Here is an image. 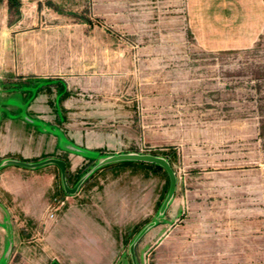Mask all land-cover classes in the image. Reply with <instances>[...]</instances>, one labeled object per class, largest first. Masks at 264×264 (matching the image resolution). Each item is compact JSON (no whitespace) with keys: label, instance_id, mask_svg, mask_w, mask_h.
I'll return each mask as SVG.
<instances>
[{"label":"rangeland","instance_id":"rangeland-1","mask_svg":"<svg viewBox=\"0 0 264 264\" xmlns=\"http://www.w3.org/2000/svg\"><path fill=\"white\" fill-rule=\"evenodd\" d=\"M11 1L9 25L21 19L20 9L27 18L11 32L0 27V107L32 102L52 81H25L10 72L17 37L30 43L67 33L74 40L64 42L75 45L74 57L83 66L95 64L99 48L93 44L105 38L107 61L118 64L120 74L117 80L107 79L106 86L107 102L118 104V113H106L109 118L118 115L117 122L108 121L118 125L119 137L118 153L79 160L55 148L50 127L43 125L39 136L22 122L2 120L0 264H51L62 257L57 254L59 239L49 233L79 228L118 235L111 241L118 245L113 257L119 264H264V19L247 24V49L211 53L199 48L192 32L179 41L167 30L162 18L172 15H162L165 0H110L114 4L106 14L84 8V0ZM79 24L88 27L81 32ZM247 25L234 24L233 29ZM44 48L36 51L46 53ZM88 58L90 64L82 62ZM92 70L69 75L76 78L77 103L99 96L101 81L83 79ZM46 109L40 114L45 122L52 115ZM22 134L28 140L14 152ZM124 154L163 157L171 165L177 188L165 211L168 172L135 159L103 163ZM52 156L70 163L65 178L57 164L27 168L17 163L37 164ZM77 162L80 170L75 171ZM66 185L80 187L69 194ZM92 185L102 190L93 191ZM109 185L118 190L105 194ZM65 202L92 211L89 223H70L72 216L62 210ZM57 220L62 221L59 226ZM151 223L155 225L136 243L133 259L130 247ZM86 241L93 246L99 240Z\"/></svg>","mask_w":264,"mask_h":264},{"label":"crops","instance_id":"crops-1","mask_svg":"<svg viewBox=\"0 0 264 264\" xmlns=\"http://www.w3.org/2000/svg\"><path fill=\"white\" fill-rule=\"evenodd\" d=\"M108 1L110 0H84V8L86 7L89 9L93 7L94 9L96 8L100 14H106L109 7L114 4H110ZM12 2L15 1L0 0V27L3 32L5 30L11 32L12 27L22 24L23 20L27 18V13L24 12V9H20V12H22L21 19H19L16 24L12 23L9 25L8 16L11 6L10 3ZM160 2L163 3L164 0H160ZM165 4L166 5L162 8V15L169 14L173 16H168L166 19L162 18L163 23L168 26L167 30L173 32V36L178 38L179 41L183 40L187 31L192 32L199 48L202 51H210L211 53L225 52L233 50L235 47L239 50L247 49L251 42L248 33H246L249 31V26L247 24H252L254 19H256L257 22L260 19H264L263 0H165ZM134 14L137 16L140 15V12L136 11ZM142 20L139 18L136 19L137 22ZM234 24L247 26L239 28L234 27L233 29ZM79 25L81 27L80 30H82L81 32H83V28H85L84 26L86 25ZM137 26L140 25L137 24ZM138 28L136 29L138 30ZM234 30L240 34L236 33L233 35L232 32H234ZM17 38V54L14 61L15 63L13 64L14 67L10 72L25 81L28 77H31V79L52 81L48 82V84L45 83L46 87H42L38 90L32 102L27 104L16 103L9 109H6L5 105L1 106L0 126L3 119H7L13 123L14 121H19L24 124L25 129L31 128V130H34L39 136L43 133L41 129L43 125H45V127H50L51 136L55 139V148L59 150V152L69 154L70 157H76L79 160L81 158L91 159V157L101 152L118 153V125L109 124L111 120L117 122L118 115L109 118V114L106 113H118V104L113 105L107 102L108 96H106V86H108L107 79L117 80L120 74L117 73L119 72L118 64L108 63L107 61L108 53L105 48L106 39L103 38V40H98L97 44H93L94 48H99L98 54L95 53V55L98 56V59L96 61L94 60L95 64L83 66L79 65L74 57L75 50L73 48L75 45L69 47L66 43L67 40H69V42L74 40L73 38L71 39L67 33L63 35L53 33L45 40L37 38L35 39L36 41H31L30 43L25 41L23 37ZM40 46L46 47L44 49H46L47 52H44V55L42 54L43 51H36ZM111 52L114 57L118 56V52ZM86 55H90L89 51ZM88 60L86 62L83 60L82 62L90 64L91 59L88 58ZM91 68L94 69L88 72L91 76L83 79L88 81L91 79L101 81L98 82L99 96L93 94L96 97L91 98L87 102L82 101L77 103L75 102V97L77 95L75 91L78 90V85H76L74 81L76 78L69 75L77 73L80 70H82V72L88 69L91 70ZM69 79L72 80L71 83ZM45 93H49L50 97L45 96ZM46 107L50 109L49 112L52 114L50 115V121L47 122L40 118V114H43V111H47ZM22 110L25 114L20 113ZM9 111L10 114L8 113ZM32 111L34 114L31 113ZM76 111L77 113L81 111L82 114L75 115ZM24 133L26 134V132ZM25 134H22L21 136L23 138L20 139L21 141L15 143L14 147H12L14 152H17V150L20 152L22 149V144L26 142L24 138L27 139ZM34 139L36 141L35 136ZM8 144H10V142ZM81 151H83L81 153L83 155L76 154ZM52 158L54 157L52 156ZM22 159H25V156H22L21 160ZM65 162L68 167L70 163H68L67 160ZM78 162L75 163V171L80 170L77 167L79 165ZM116 167L111 166L110 168L115 172ZM96 187L99 188V191L102 190L99 185H92L89 188L94 191ZM113 188H118V186L113 187L109 185L108 188L103 191L106 194L109 193V191L114 192L118 190ZM68 203L70 204V201ZM62 204H64V202ZM64 206L62 210L66 214L65 216H72L68 220L74 225H83L86 222L89 223L88 218L93 216V214H91L92 211L89 212L86 208L74 207V204L68 207L66 202ZM101 212L102 214H106L105 211L103 212L99 209V214H101ZM55 216L54 214V218ZM83 220L84 222H82ZM58 221L59 220L56 222ZM61 222H58L57 225L59 226ZM25 223L29 224L26 220ZM79 229V232L67 231L68 233H64L58 230V232L49 233L54 239H59L57 254L62 257L58 260L52 259L53 261L51 264H119L118 261H116V257H113L118 256V245L116 246L114 242L111 241V239L117 241L118 235H115L113 232L108 235L107 232L99 234L101 231L93 233L90 231L88 232L86 229ZM86 238L99 241L98 243L94 242L92 246L86 241ZM100 239L105 241L110 240L111 242L104 244L101 243ZM88 255L98 258L91 260L87 258ZM99 256L102 257L100 258ZM109 256H111L112 259L110 258L109 260L106 258Z\"/></svg>","mask_w":264,"mask_h":264},{"label":"water","instance_id":"water-1","mask_svg":"<svg viewBox=\"0 0 264 264\" xmlns=\"http://www.w3.org/2000/svg\"><path fill=\"white\" fill-rule=\"evenodd\" d=\"M118 159H125V160H138V161H141V162H151L152 164H157L159 166H163L165 168V170L168 172L169 176L170 177V189L169 190V194H168V197H167V200L166 202H163V206H162V211H165L167 208H168V205L170 204L169 202H171V200L173 199L174 195H175V192H176V188H177V177L175 176V171L172 169L171 165L168 163L167 160H165L163 157H156V156H151V155H138V154H134V155H121L120 157L118 156H110L108 157V159H106L103 163H108L109 161H112V162H116L118 161ZM17 163L20 164V166H24V167H33V168H36V167H41L42 165H55L57 164L58 165V168H60V171L62 173V176L65 178L66 176V170H67V165H66V162L63 161V160H60L59 158H51V159H48V160H43L41 163H37V164H33V163H25V162H20V161H17ZM89 176V175H88ZM80 185H77L75 186L74 188H70L68 187L67 185L65 186V190L66 192H68L69 194L70 193H73L75 194V192L78 191ZM154 223H151L150 226L146 229H144V231H142L141 233L138 234L137 238L135 239L134 243H132L131 247H130V252H131V255L133 257V259L135 258V246H136V243L138 242V240L140 238H142L146 232H148V230L150 229L151 226L154 227Z\"/></svg>","mask_w":264,"mask_h":264},{"label":"trees","instance_id":"trees-1","mask_svg":"<svg viewBox=\"0 0 264 264\" xmlns=\"http://www.w3.org/2000/svg\"><path fill=\"white\" fill-rule=\"evenodd\" d=\"M41 85H42V84H41ZM41 85H39V87H40ZM39 87L37 88V90L39 89ZM142 164H144V163H142ZM152 166H153V167H156V168H158V169L164 168L163 166H159V165H157V164H152Z\"/></svg>","mask_w":264,"mask_h":264},{"label":"built area","instance_id":"built-area-1","mask_svg":"<svg viewBox=\"0 0 264 264\" xmlns=\"http://www.w3.org/2000/svg\"><path fill=\"white\" fill-rule=\"evenodd\" d=\"M50 217H51V218H54V213H52V214L50 215Z\"/></svg>","mask_w":264,"mask_h":264}]
</instances>
